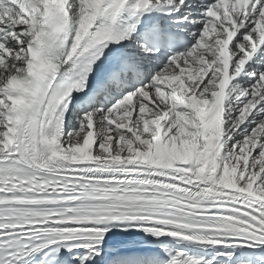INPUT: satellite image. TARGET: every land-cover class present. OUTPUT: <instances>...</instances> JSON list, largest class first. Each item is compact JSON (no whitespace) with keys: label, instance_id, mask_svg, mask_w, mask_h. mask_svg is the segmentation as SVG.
<instances>
[{"label":"snow or ice","instance_id":"snow-or-ice-1","mask_svg":"<svg viewBox=\"0 0 264 264\" xmlns=\"http://www.w3.org/2000/svg\"><path fill=\"white\" fill-rule=\"evenodd\" d=\"M0 264H264V0H0Z\"/></svg>","mask_w":264,"mask_h":264},{"label":"bare ground","instance_id":"bare-ground-1","mask_svg":"<svg viewBox=\"0 0 264 264\" xmlns=\"http://www.w3.org/2000/svg\"><path fill=\"white\" fill-rule=\"evenodd\" d=\"M95 131V130H94Z\"/></svg>","mask_w":264,"mask_h":264}]
</instances>
